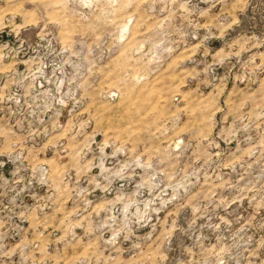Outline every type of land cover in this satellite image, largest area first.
I'll return each instance as SVG.
<instances>
[{
	"label": "rangeland",
	"instance_id": "obj_1",
	"mask_svg": "<svg viewBox=\"0 0 264 264\" xmlns=\"http://www.w3.org/2000/svg\"><path fill=\"white\" fill-rule=\"evenodd\" d=\"M0 264H264V0H0Z\"/></svg>",
	"mask_w": 264,
	"mask_h": 264
}]
</instances>
